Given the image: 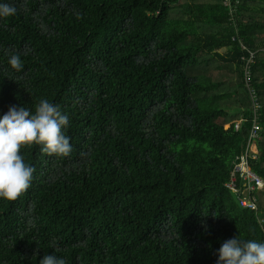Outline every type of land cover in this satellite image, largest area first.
Wrapping results in <instances>:
<instances>
[{
  "label": "trees",
  "instance_id": "obj_1",
  "mask_svg": "<svg viewBox=\"0 0 264 264\" xmlns=\"http://www.w3.org/2000/svg\"><path fill=\"white\" fill-rule=\"evenodd\" d=\"M4 2L17 13L0 20V116L58 104L72 151L21 150L35 171L0 199V264L56 248L66 264H217L225 240L264 242V191L253 212L226 187L248 146L251 124L235 125L250 52L264 178V0H232L233 17L225 0Z\"/></svg>",
  "mask_w": 264,
  "mask_h": 264
},
{
  "label": "clouds",
  "instance_id": "obj_2",
  "mask_svg": "<svg viewBox=\"0 0 264 264\" xmlns=\"http://www.w3.org/2000/svg\"><path fill=\"white\" fill-rule=\"evenodd\" d=\"M16 13L13 4L0 0V20ZM8 64L16 71L23 68L19 54L11 55ZM68 126L67 114L47 99H41L34 111L26 106H11L0 116V199L14 201L31 185L35 169L21 154L25 147L40 146L48 156L67 157L71 153ZM55 252L45 254L38 264H66ZM217 257V264H264V242L238 235L221 244Z\"/></svg>",
  "mask_w": 264,
  "mask_h": 264
},
{
  "label": "built area",
  "instance_id": "obj_3",
  "mask_svg": "<svg viewBox=\"0 0 264 264\" xmlns=\"http://www.w3.org/2000/svg\"><path fill=\"white\" fill-rule=\"evenodd\" d=\"M225 5L229 8L230 14L233 17L237 11V7L232 3V0H225ZM242 49L250 51L244 45H242ZM255 57L256 54L250 52L249 57L242 59V61L245 60L244 62L246 64L244 79L247 84L252 107L249 116H241L235 125V130L240 131L245 125L251 124L248 146L245 153L233 163L230 181L226 185L233 195H235L240 206L251 211L258 210V195L264 191V178L252 169V161H256L260 157L257 143L261 140L263 130L261 124L262 105L257 93L251 87V66L255 61Z\"/></svg>",
  "mask_w": 264,
  "mask_h": 264
},
{
  "label": "rangeland",
  "instance_id": "obj_4",
  "mask_svg": "<svg viewBox=\"0 0 264 264\" xmlns=\"http://www.w3.org/2000/svg\"><path fill=\"white\" fill-rule=\"evenodd\" d=\"M222 52H224V50L222 51ZM256 54V53H255ZM260 142V141H259ZM259 142L257 143V148H258V144H259ZM253 212H255V211H253Z\"/></svg>",
  "mask_w": 264,
  "mask_h": 264
}]
</instances>
